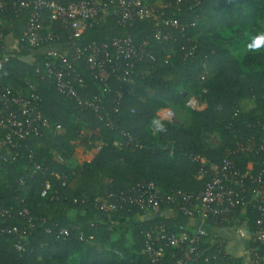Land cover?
<instances>
[{"label": "trees", "instance_id": "trees-1", "mask_svg": "<svg viewBox=\"0 0 264 264\" xmlns=\"http://www.w3.org/2000/svg\"><path fill=\"white\" fill-rule=\"evenodd\" d=\"M164 1L165 16L179 24L167 30L168 40L154 38L153 21L123 26L111 15L80 38L82 45L121 37H129L137 45L151 43L130 82L110 79L105 90L82 69L86 95L102 98L98 113L59 96L53 84L36 78L42 51L17 49L29 11L7 21L10 58L0 65V84L25 96L35 93L49 128L39 136L18 141L16 150L3 147L11 157L0 158V264H176L180 256L169 248L158 261L146 256L144 234L195 231L189 223L197 217L190 219L177 205L165 201L153 216L132 205L105 213L101 205L115 203L110 195L133 193L139 183H153L164 199L175 195L182 202L183 195L197 197L205 184L197 179L202 166L197 157L216 164L227 160L242 171L252 162L257 173L262 155L242 153L239 143L264 139V45H256L257 50L242 59L229 46L236 49L254 44L252 34L262 28L264 0ZM54 30L67 42L66 32ZM193 45L196 51L189 55ZM32 80L37 83L35 92L30 87ZM192 100L204 108L188 110L193 116L191 124L159 121L160 110L185 109ZM248 100L255 107L245 111L242 103ZM107 121L114 128L106 127ZM151 123L157 127L156 134ZM83 128L103 145L92 162L71 167L67 162L74 155L72 143L81 140ZM215 132L219 134L218 146L209 143ZM122 133L131 135L133 142ZM4 135L1 131L0 142ZM37 165L41 169L36 171ZM47 182L51 190L43 195ZM243 208L237 215L249 235L244 241L249 261L259 213L252 205ZM25 210L28 214L20 216ZM168 210L171 217L160 215ZM122 222H129L132 228L120 227ZM205 224L208 229L234 227L230 219L213 228L209 222ZM207 234L210 240L203 244L205 252L196 264H245L244 257L231 256L223 239ZM214 240L224 242L219 249L225 256L218 254ZM162 246L163 242L156 243V247Z\"/></svg>", "mask_w": 264, "mask_h": 264}, {"label": "built area", "instance_id": "built-area-1", "mask_svg": "<svg viewBox=\"0 0 264 264\" xmlns=\"http://www.w3.org/2000/svg\"><path fill=\"white\" fill-rule=\"evenodd\" d=\"M166 8V4L158 7L153 0H0V65L10 58L7 21L22 11H29L17 49L42 51L43 61L35 67L36 78L53 84L59 96L74 100L79 107L98 113L102 98L86 95L88 86L82 69L98 80L105 90L109 88L110 79L130 82L134 69L147 56L151 43L145 41L137 45L133 39L121 37L113 38L109 43L82 45L80 38L94 24L111 15L123 26L135 21H153L154 38L158 41L168 40L171 36L167 30L176 29L179 24L176 19L165 16L163 10ZM191 25L194 26L193 23ZM53 27L66 32L67 42H62ZM195 51L196 46L193 45L188 54L193 55ZM30 87L35 92L36 88L32 84ZM38 102L39 97L35 93L25 96L0 84V132H5L0 146L16 150L18 141L32 135L39 136L49 128V122ZM198 105L196 100H192L188 106L197 108ZM158 117L161 122L174 123L175 113L172 109H163ZM100 119L103 120V117L100 116ZM106 127L114 128L111 121H107ZM56 130L61 131V127L57 126ZM122 135L128 142H133L128 133ZM239 147L242 153L262 155L257 173H254L255 165L252 162L247 165L246 171H242L227 160L216 164L197 157L202 165L197 179L205 181L204 189L197 197L183 195L182 202H178L175 195L164 199L153 183H139L133 193L110 195L115 203L102 204L100 208L110 213L132 205L146 216H153L160 212L161 203L165 201L177 205L178 211L190 219L197 217L205 223L209 222L212 228L230 219L234 223L233 228L243 235L245 232L237 214L241 208L252 205L259 213V218L252 235L253 246L248 250V264H264V139L258 143L253 138L240 141ZM35 169L37 171L41 167L37 165ZM50 190L51 185L45 183L43 195ZM27 214L25 210L20 216ZM13 232L17 233V230L13 229ZM207 236L206 230H185L173 234L165 233L164 230L148 231L144 234V254L158 261L169 248L180 256L176 264H196L205 252L202 246ZM158 242H163L164 246L156 247ZM212 245L218 246L219 255H226L219 249V246L224 245L223 241L214 240ZM18 248L23 250L20 246Z\"/></svg>", "mask_w": 264, "mask_h": 264}, {"label": "rangeland", "instance_id": "rangeland-1", "mask_svg": "<svg viewBox=\"0 0 264 264\" xmlns=\"http://www.w3.org/2000/svg\"><path fill=\"white\" fill-rule=\"evenodd\" d=\"M155 2H156V5L158 7H164V5H165V1L164 0H154L153 3H155ZM260 24H261V27H262L261 30L258 31L257 33L252 34V36L255 39L254 44L245 43L244 45L241 46V48L240 47H236V49L233 48V45L229 46L230 50L234 53V55L237 58L242 59L243 56L246 55L248 52L257 50L256 45H264V14L261 17ZM257 39L260 40L259 44L256 43ZM34 86H36V85H34ZM243 104H244V102H243ZM254 107H255L254 102H249V103L244 105L243 109L246 110V111H249V110L253 109ZM190 108L191 107L188 106L185 109H172L174 111V113H175L174 123L177 124V125H180V126H187V125L191 124L193 116H192L191 113L188 112V110ZM197 108L194 107V108H191V110L192 111H199L201 108H204V106L199 104ZM151 129L153 130V133L156 134L157 127H156L155 124L151 123ZM81 135H82L81 136V140L80 141L79 140L74 141L72 143V145H75L74 155H76L77 160L83 162V160L88 159L87 158L88 156L90 157V155H88V152L94 153L97 150V149H94V151L93 150L90 151L88 149L89 145L94 147V148H98V147H100V143L93 141L91 139L92 133L89 132V130H87L85 128L82 129ZM209 138H210L209 143L211 145L218 146L220 144L219 134L217 132H215L214 134H211L209 136ZM77 160H76V162L70 161L71 163L69 162V165L71 167H76V165L78 163ZM97 186H99L98 183L96 184V188H97ZM209 240H210V236H208V237H206L204 239V243H208Z\"/></svg>", "mask_w": 264, "mask_h": 264}, {"label": "crops", "instance_id": "crops-1", "mask_svg": "<svg viewBox=\"0 0 264 264\" xmlns=\"http://www.w3.org/2000/svg\"><path fill=\"white\" fill-rule=\"evenodd\" d=\"M29 83L32 84L33 86L37 84V83H35V80H32V82H29ZM34 87H36V86H34ZM249 102H253V101L252 100L244 101V104L242 103L243 108H244V105L249 103ZM102 145L103 144L100 143V147H98V148H94V147L89 145L88 149L90 151H92V150L94 151V149H97V150L94 153L88 152V155H90V157L88 156L87 157L88 159L83 160V162L77 160L76 155L72 156L70 161L76 162V160H77L78 161L77 165H82L84 163H90V162H92L96 153L100 150ZM54 154H55L56 158L60 159L59 155H56V153H54ZM10 157H11V154L8 151V149L0 146V158H3L5 160H10ZM69 162H67V163L69 164ZM160 215L164 216L166 218H169L172 216V211L168 210L165 212H161ZM101 220H103V219H101ZM206 226L207 225L205 224V222L201 219L192 220L189 223V227L192 230H206V232L210 233V235L213 238L218 237L220 239H223L225 244H226L227 251L231 254V256L234 258H237V259L244 257L245 264H248L246 246L244 244V241L249 240V235L247 233H244L243 235H241L234 228L227 229V230L226 229H208L209 227L207 226V228H206ZM120 227H124L126 229L132 228L131 224L129 222H122L120 224Z\"/></svg>", "mask_w": 264, "mask_h": 264}, {"label": "clouds", "instance_id": "clouds-1", "mask_svg": "<svg viewBox=\"0 0 264 264\" xmlns=\"http://www.w3.org/2000/svg\"><path fill=\"white\" fill-rule=\"evenodd\" d=\"M256 43H257V44H259V43H260V40H259V39H257Z\"/></svg>", "mask_w": 264, "mask_h": 264}]
</instances>
